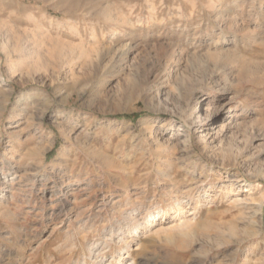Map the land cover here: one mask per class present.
<instances>
[{
    "label": "rangeland",
    "instance_id": "1",
    "mask_svg": "<svg viewBox=\"0 0 264 264\" xmlns=\"http://www.w3.org/2000/svg\"><path fill=\"white\" fill-rule=\"evenodd\" d=\"M95 260L264 264V0H0V264Z\"/></svg>",
    "mask_w": 264,
    "mask_h": 264
},
{
    "label": "bare ground",
    "instance_id": "2",
    "mask_svg": "<svg viewBox=\"0 0 264 264\" xmlns=\"http://www.w3.org/2000/svg\"><path fill=\"white\" fill-rule=\"evenodd\" d=\"M204 111H206V108H204ZM198 117H199V119H201L200 121H205L206 119H207V114H206V112H200L199 114H198ZM200 121L198 120V124L200 123ZM129 260H126L125 261V263L126 262H128ZM95 263L96 264H103V263H101L100 261L98 262V261H96L95 260ZM128 264H131L130 262L128 263Z\"/></svg>",
    "mask_w": 264,
    "mask_h": 264
}]
</instances>
